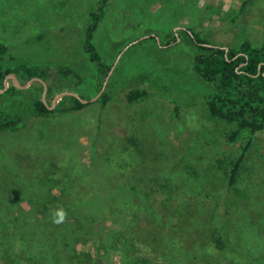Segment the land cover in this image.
Returning a JSON list of instances; mask_svg holds the SVG:
<instances>
[{"label":"rangeland","instance_id":"1","mask_svg":"<svg viewBox=\"0 0 264 264\" xmlns=\"http://www.w3.org/2000/svg\"><path fill=\"white\" fill-rule=\"evenodd\" d=\"M96 1L0 0V42L13 47L16 56L7 65L67 66L81 75L80 84L52 77L47 84L51 102L66 86L90 101L105 83L114 94L105 106L98 98L79 111L47 116L28 111L19 130L1 133L0 194L10 191L16 178L31 176L45 179L39 183L45 197L49 191L64 195L74 171L84 172L83 183L96 188L148 190L151 184L164 188L168 179L203 203L202 215L196 212L190 222L226 232L227 249L217 264H264V131H245L231 142L233 127L210 117L205 95L212 86L193 70L194 47L184 33L196 27L221 45L238 46L246 38L261 45L264 0H251L243 13L247 0H111L95 38L112 67L104 77L83 49ZM237 14L234 32L220 29ZM134 88H147L150 94L128 103L125 93ZM23 101L21 95L3 98L5 108L21 112ZM247 146L239 181L230 188V162ZM152 176L155 182L141 181ZM195 238L199 263L212 264L216 253L202 250L206 240L201 233ZM84 250L87 246L79 244L78 251ZM123 263L121 253L113 251L99 261ZM0 264L30 263L6 254L0 244Z\"/></svg>","mask_w":264,"mask_h":264},{"label":"trees","instance_id":"2","mask_svg":"<svg viewBox=\"0 0 264 264\" xmlns=\"http://www.w3.org/2000/svg\"><path fill=\"white\" fill-rule=\"evenodd\" d=\"M250 1L243 2L242 13ZM110 3L111 0H97L84 29L83 49L101 77L108 76L112 67L100 52L95 38ZM237 16L224 21L220 29L234 32ZM184 33L194 47L193 70L212 86L205 95L210 117L233 127L229 133L231 142H236L245 131L253 135L263 132L264 42L256 45L246 38L238 46L221 45L203 36L196 27L187 28ZM43 36L41 33L39 38ZM15 58L13 47L0 42V89H5V81L11 74H15L23 86L35 78L47 84L55 76L67 82L76 79L77 84L82 80L78 71L67 66L7 65ZM109 86L111 89V84ZM110 89L99 97L104 106L114 97ZM44 90L41 81H33L29 88H20L11 79L8 89L0 93V134L19 130L28 111L47 116L79 111L87 105L80 98L67 95L51 109L53 93L48 90L45 101ZM64 91L73 92L71 86H66ZM149 94L147 88L129 89L125 100L135 103ZM15 95L24 97L22 112L14 106L10 110L4 106L3 98ZM81 98L86 99L84 96ZM247 151L248 146L230 162V188L239 181ZM69 175L70 180H66L67 184L62 189L64 195L53 196L49 191L45 197L46 188L40 185L45 179H33L31 176L16 178V184L10 187V191L0 194V201L4 200L3 204L0 203V244L6 254L18 255L23 262L30 264H99L101 258L105 254L109 256L111 251L121 253L125 264H137L138 261L143 264H198L203 261L197 254L200 251L194 249L196 243L191 240L201 233L206 240L202 250L216 253L212 264L220 263L224 256L226 232L221 233L211 224L190 222L196 212L202 215L203 203L179 184L167 179L162 184L164 188L155 184L147 185L148 190L127 186L123 189L117 186L96 188L86 187L83 180L87 176L82 171ZM147 177H142L141 181L150 183L149 180H157L153 176L151 179ZM60 209L66 212V219L56 224L53 220ZM110 221L120 227L111 225ZM81 243L88 250L79 252ZM132 256L135 261H132Z\"/></svg>","mask_w":264,"mask_h":264},{"label":"water","instance_id":"3","mask_svg":"<svg viewBox=\"0 0 264 264\" xmlns=\"http://www.w3.org/2000/svg\"><path fill=\"white\" fill-rule=\"evenodd\" d=\"M110 74H111V72H110ZM9 77L11 78V79H13L14 80V82L16 83V85L18 86V87H20V88H29L30 86H31V84H32V82L33 81H41L42 83H43V85H44V100L46 101V96H47V94H48V85H47V83L46 82H44V81H42L41 79H39V78H35V79H33L32 81H30L27 85H21L20 84V82L18 81V78L16 77V75L15 74H11V75H9ZM9 77L6 79V81H5V84H6V87H5V89H0V93H3L6 89H8V87H9V83H8V79H9ZM105 88H106V83H105V85H104V87H103V89H102V91L99 93V95L96 97V98H94L93 100H91V101H96V100H98V98L102 95V93L105 91ZM67 95H72V96H76V97H78V98H80L84 103H89V102H91L90 100H86V99H82L81 98V96L79 95V94H77V93H75V92H71V91H67V92H63V93H61V94H59L57 97H56V99L54 100V102H53V104H52V106H50V108L51 109H54L56 106H57V104L60 102V100L61 99H63L65 96H67Z\"/></svg>","mask_w":264,"mask_h":264},{"label":"clouds","instance_id":"4","mask_svg":"<svg viewBox=\"0 0 264 264\" xmlns=\"http://www.w3.org/2000/svg\"><path fill=\"white\" fill-rule=\"evenodd\" d=\"M66 212L63 209H60L56 212L53 222L56 224L63 223L66 219Z\"/></svg>","mask_w":264,"mask_h":264}]
</instances>
